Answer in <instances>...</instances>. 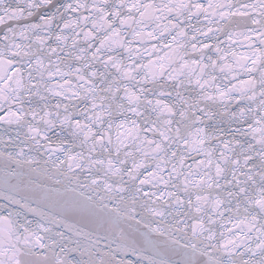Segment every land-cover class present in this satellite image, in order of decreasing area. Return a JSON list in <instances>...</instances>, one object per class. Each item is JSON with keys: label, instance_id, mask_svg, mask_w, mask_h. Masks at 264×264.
<instances>
[{"label": "snow or ice", "instance_id": "snow-or-ice-1", "mask_svg": "<svg viewBox=\"0 0 264 264\" xmlns=\"http://www.w3.org/2000/svg\"><path fill=\"white\" fill-rule=\"evenodd\" d=\"M0 264H264V0H0Z\"/></svg>", "mask_w": 264, "mask_h": 264}]
</instances>
